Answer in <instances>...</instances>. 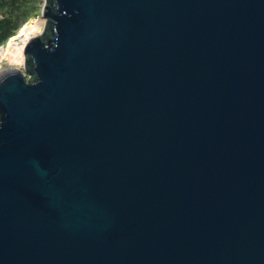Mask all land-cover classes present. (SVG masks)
<instances>
[{
  "label": "water",
  "instance_id": "obj_1",
  "mask_svg": "<svg viewBox=\"0 0 264 264\" xmlns=\"http://www.w3.org/2000/svg\"><path fill=\"white\" fill-rule=\"evenodd\" d=\"M43 4L0 76V264H264V0Z\"/></svg>",
  "mask_w": 264,
  "mask_h": 264
},
{
  "label": "trees",
  "instance_id": "obj_2",
  "mask_svg": "<svg viewBox=\"0 0 264 264\" xmlns=\"http://www.w3.org/2000/svg\"><path fill=\"white\" fill-rule=\"evenodd\" d=\"M43 0H0V48L40 16Z\"/></svg>",
  "mask_w": 264,
  "mask_h": 264
},
{
  "label": "bare ground",
  "instance_id": "obj_3",
  "mask_svg": "<svg viewBox=\"0 0 264 264\" xmlns=\"http://www.w3.org/2000/svg\"><path fill=\"white\" fill-rule=\"evenodd\" d=\"M26 27V26H25ZM20 32V34L11 41L9 46L6 47L5 51L1 52V56L7 59L11 65V70L13 67H22L25 62L24 48L25 45L32 40L40 36L43 32V22L38 21L35 24H30ZM1 70V67H0ZM18 70V69H16ZM0 71V76H1ZM3 74V73H2Z\"/></svg>",
  "mask_w": 264,
  "mask_h": 264
},
{
  "label": "rangeland",
  "instance_id": "obj_4",
  "mask_svg": "<svg viewBox=\"0 0 264 264\" xmlns=\"http://www.w3.org/2000/svg\"><path fill=\"white\" fill-rule=\"evenodd\" d=\"M42 12V11H41ZM41 14V13H40ZM39 17L40 16H38L36 19H34V20H32V21H30L27 25H26V27L28 26V25H30V24H35L36 22H38L37 20L39 19ZM25 27V28H26ZM43 27H44V22H43ZM23 30V29H22ZM21 30V31H22ZM20 31V32H21ZM20 32L18 33V35L20 34ZM17 35V36H18ZM17 36H15L14 38H12L9 42H8V44L6 45V46H4L1 50H0V67H1V70L0 71H2L1 72V74L2 73H4V72H6V71H8V70H11V65H10V63H9V61L7 60V59H4L2 56H1V52L2 51H5V49H6V47L7 46H9V44L11 43V41L13 40V39H15ZM15 70L16 69H18V70H20L21 72H22V74H24V75H26V78L28 79V77H29V75H27L26 74V72H25V70H24V66H22V67H18V66H16V67H13Z\"/></svg>",
  "mask_w": 264,
  "mask_h": 264
}]
</instances>
